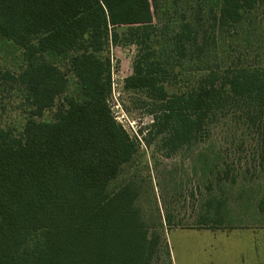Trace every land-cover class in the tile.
<instances>
[{
    "label": "trees",
    "instance_id": "16d2710c",
    "mask_svg": "<svg viewBox=\"0 0 264 264\" xmlns=\"http://www.w3.org/2000/svg\"><path fill=\"white\" fill-rule=\"evenodd\" d=\"M181 1L0 0V37L23 58L18 73L0 71V92L18 91L24 117L19 131L0 121V264H151L162 247L172 264L164 231L149 233L140 218L137 193L111 187L138 144L111 112L110 61L101 53L118 41L119 27L125 40L150 45L155 13ZM204 1L188 7L189 17L174 10L181 21L173 49L182 57L205 49L198 43L205 17L227 29L264 4L219 0L216 13ZM152 55L136 58L125 87L144 90L155 103L147 130L159 136L160 150L189 147L228 117L231 152L243 153L240 184L229 175L233 166L220 173L201 154L214 194L201 204L197 223H175L167 214L166 229L236 228L245 216L247 225L264 228V65L210 68L191 88L170 93ZM54 107L51 119H41Z\"/></svg>",
    "mask_w": 264,
    "mask_h": 264
},
{
    "label": "rangeland",
    "instance_id": "374dc122",
    "mask_svg": "<svg viewBox=\"0 0 264 264\" xmlns=\"http://www.w3.org/2000/svg\"><path fill=\"white\" fill-rule=\"evenodd\" d=\"M202 1H181L175 9H181L189 17L191 6L195 7ZM203 4L217 13L219 0H205ZM175 9L167 2L155 13L150 45H136L125 40L124 27H119L118 41H109L101 53L110 61L108 104L111 112L138 144L137 153L123 166L111 187H128L137 193L135 206L140 218L149 233L164 231L172 264H264V228L247 225L250 221L246 216V221L237 225L240 227L223 229L167 230L164 221V217L170 214L175 223H197L202 213L201 204L214 194L213 176L203 175L201 171V154H205L208 163L215 162L220 173L227 164L233 166L228 167L229 175H236L238 184L243 182L238 174L243 159L237 161L243 153L231 152L232 124L228 117L221 118L217 124L211 123L207 132L195 137L189 147L167 155L158 146L159 136L148 135L147 128L157 108L155 103L144 90L125 87L134 61L147 51L154 53L149 60H159L165 69L164 86L170 93L191 88L199 75L210 68L234 64L264 65V4L251 15L244 16L241 23L227 29H220L212 19L205 17L203 32L198 35V43L205 49L190 48L183 57L173 49V35L181 21L180 16L175 15ZM22 66V49L0 37V71L18 73ZM70 81L71 91L75 87L72 76ZM0 96L1 100L5 96L0 104L3 107L0 108V121L19 131L24 117L19 107L21 98L18 91L13 89L9 95L3 91ZM55 109L45 111L41 119H51ZM235 214L241 213L236 211ZM151 264H170L164 247L157 250Z\"/></svg>",
    "mask_w": 264,
    "mask_h": 264
}]
</instances>
